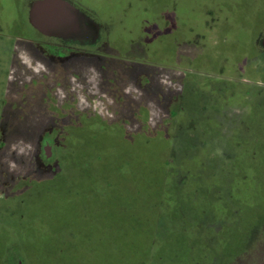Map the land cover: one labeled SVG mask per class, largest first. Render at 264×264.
Here are the masks:
<instances>
[{
  "label": "rangeland",
  "instance_id": "1",
  "mask_svg": "<svg viewBox=\"0 0 264 264\" xmlns=\"http://www.w3.org/2000/svg\"><path fill=\"white\" fill-rule=\"evenodd\" d=\"M18 1L26 16L22 29L12 24ZM36 1L0 0L1 220L12 210L9 202H23L34 183L59 174L66 130L84 119L122 123L118 126L128 142L173 134L164 120L185 118L189 110L188 105L182 110V97L198 88L216 90V109L226 106L217 118L221 134L240 132L241 123L246 135L253 133L244 121L246 114H257L264 106V0H66L90 20L98 19L100 27L97 39L76 41L31 29L28 15ZM207 105L201 110L210 109ZM234 141L239 143L234 150L219 149L227 160L233 155L228 163L236 170L225 171L227 179L213 177L210 164L194 170L184 158L178 162L181 177L172 181L164 200L167 221L169 209L177 211L180 193L195 214L206 218L189 222L179 215L184 235L195 240L181 242L190 261L224 264L227 246L241 243L244 230L237 227L243 223H252V233L244 235L246 245L227 264L264 261V220H259L264 215L259 212H264V171L251 169L253 141L249 145L248 138L238 136ZM185 170L189 175H183ZM245 184L254 192L251 196L244 194ZM157 243L156 260L150 264H167L174 256L172 247L161 236ZM5 259L25 264L16 247Z\"/></svg>",
  "mask_w": 264,
  "mask_h": 264
},
{
  "label": "trees",
  "instance_id": "2",
  "mask_svg": "<svg viewBox=\"0 0 264 264\" xmlns=\"http://www.w3.org/2000/svg\"><path fill=\"white\" fill-rule=\"evenodd\" d=\"M22 8L18 1L16 21L21 29L26 24ZM262 65L264 68V62ZM261 78L264 79V73ZM195 91L188 97L186 90L182 97V110L186 105L189 110L185 118L164 120L173 134L128 142L123 128L118 126L122 123L114 124L100 117L68 127L59 153V174L34 183L23 202H9L8 210H12L3 216L4 220L0 217V264H7L4 261L11 247L18 249L25 264H150L156 260L158 236L164 238L166 234L162 208L172 181L181 177L179 160L188 159L194 170L204 166L205 170L210 164L208 168L215 171L213 177H226L225 171L236 170L228 163L233 155L227 160L226 153L219 149L224 146V151L234 150L232 147L239 144L235 137H246L249 145L253 141L255 147L249 156L251 169L264 171V106L258 107L257 114H246L244 122L253 133L246 135L241 123L240 132L221 134L222 123L217 118L226 106L220 111L216 109L218 92L198 88ZM203 99L210 109L201 110L207 104ZM151 115L148 109L149 126L153 123ZM259 127L262 133L257 132ZM242 142L247 145L245 139ZM205 150L212 151L201 156ZM196 151L199 152L195 154ZM185 172L184 176L189 175V171ZM255 176L263 177L261 173ZM168 179L172 180L167 182ZM165 189H169L166 194ZM243 191L248 196L253 192L248 184ZM177 196V205L182 204V194ZM262 217L259 220H264ZM251 224L237 227L244 230L241 243L227 246L224 264L231 254L244 248V235L252 233ZM183 258L186 253L182 247L175 259L169 261ZM187 260L190 261L189 257Z\"/></svg>",
  "mask_w": 264,
  "mask_h": 264
},
{
  "label": "water",
  "instance_id": "3",
  "mask_svg": "<svg viewBox=\"0 0 264 264\" xmlns=\"http://www.w3.org/2000/svg\"><path fill=\"white\" fill-rule=\"evenodd\" d=\"M28 21L40 34L65 40L97 39L100 31L94 20L66 0L36 1L30 8Z\"/></svg>",
  "mask_w": 264,
  "mask_h": 264
},
{
  "label": "crops",
  "instance_id": "4",
  "mask_svg": "<svg viewBox=\"0 0 264 264\" xmlns=\"http://www.w3.org/2000/svg\"><path fill=\"white\" fill-rule=\"evenodd\" d=\"M178 201H179V198H178ZM176 204H177V199H176ZM169 211L171 212V215H169L170 216L169 221H167L165 218V220H166V234H165L164 238H165V241L167 242V244H170L172 247V251H173V255H174L173 260H174L175 257L177 256V254L181 251V248L183 247V243H185V242L186 243H188V242L194 243L195 242V240L191 239V237H192L191 235H184L186 232V229L183 226L184 224L180 221L179 215L186 218V220L189 222L190 221H193V222L202 221L206 218L200 217L199 215L195 214L193 207H192V204H190V202L187 203L185 200H183L182 204L178 203L176 212L171 211L170 209H169ZM162 215H164V213ZM170 226L175 227L177 230L175 232H170V230H169ZM181 242H183L182 245H181ZM183 259L186 261H184V260L180 261V264H201L199 262L196 263L194 261H188L187 260L188 259L187 254H186V258H183ZM175 262L176 261H168L167 264H176ZM202 264H205V263L203 262Z\"/></svg>",
  "mask_w": 264,
  "mask_h": 264
},
{
  "label": "flooded vegetation",
  "instance_id": "5",
  "mask_svg": "<svg viewBox=\"0 0 264 264\" xmlns=\"http://www.w3.org/2000/svg\"><path fill=\"white\" fill-rule=\"evenodd\" d=\"M95 19H96V18H94L93 20L97 22L98 19H96V20H95ZM16 22H17V21H16V19H15V20L12 21V24H15ZM28 22H29V21H28ZM97 23H98V22H97Z\"/></svg>",
  "mask_w": 264,
  "mask_h": 264
}]
</instances>
